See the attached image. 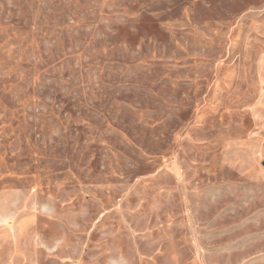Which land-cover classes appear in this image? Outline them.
Segmentation results:
<instances>
[{"label": "rangeland", "instance_id": "obj_1", "mask_svg": "<svg viewBox=\"0 0 264 264\" xmlns=\"http://www.w3.org/2000/svg\"><path fill=\"white\" fill-rule=\"evenodd\" d=\"M0 264H264V0H0Z\"/></svg>", "mask_w": 264, "mask_h": 264}]
</instances>
